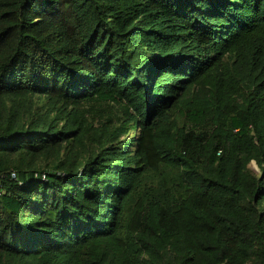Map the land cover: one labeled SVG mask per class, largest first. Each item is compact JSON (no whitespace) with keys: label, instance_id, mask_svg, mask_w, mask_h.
Wrapping results in <instances>:
<instances>
[{"label":"trees","instance_id":"obj_1","mask_svg":"<svg viewBox=\"0 0 264 264\" xmlns=\"http://www.w3.org/2000/svg\"><path fill=\"white\" fill-rule=\"evenodd\" d=\"M0 264H264V0H0Z\"/></svg>","mask_w":264,"mask_h":264},{"label":"rangeland","instance_id":"obj_2","mask_svg":"<svg viewBox=\"0 0 264 264\" xmlns=\"http://www.w3.org/2000/svg\"><path fill=\"white\" fill-rule=\"evenodd\" d=\"M251 169H253L254 171H258V167H257L256 163L251 164Z\"/></svg>","mask_w":264,"mask_h":264},{"label":"built area","instance_id":"obj_3","mask_svg":"<svg viewBox=\"0 0 264 264\" xmlns=\"http://www.w3.org/2000/svg\"><path fill=\"white\" fill-rule=\"evenodd\" d=\"M13 178H16V176H15V175H13Z\"/></svg>","mask_w":264,"mask_h":264}]
</instances>
